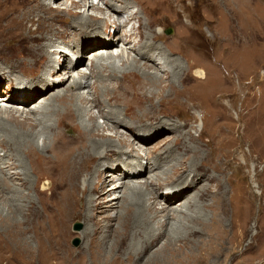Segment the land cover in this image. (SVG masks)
Segmentation results:
<instances>
[{
	"label": "rangeland",
	"instance_id": "rangeland-1",
	"mask_svg": "<svg viewBox=\"0 0 264 264\" xmlns=\"http://www.w3.org/2000/svg\"><path fill=\"white\" fill-rule=\"evenodd\" d=\"M25 1L23 3V0H0V16L3 10L6 11L8 8L16 9V6L25 8V6H28V4H26L28 0ZM64 1L66 0H60L59 3L62 4V2ZM92 1H94L95 4L99 2V0ZM133 1L135 4H139L137 0ZM152 1L153 0H151V2ZM229 1L230 0H154L152 3H149V0H139V6L143 8L141 10L142 16H144L143 20L147 21L148 24L147 28H141L142 33L144 34L145 32V34H147V31L150 32L152 34V37L155 36V41H157L161 46L165 48L167 47L168 51H170V54L172 55V59H174V65L179 60V63H183L186 66V68H184L182 78L179 82L178 79H175L173 76H171V74L170 76H167L165 74L167 70H160L159 72H157L156 69L161 68L162 66H160L159 63L154 64L153 61H149L148 57L146 58V60H142V63L140 64L144 69L156 72L159 75L163 76V84H169V78L170 80L177 81V84H172L173 87H168V85L166 86V89H172L171 91L167 90L165 93H163L164 95L161 92L160 94L157 93L155 102L157 103L158 107L162 109L161 112H163V110L164 112L158 113V116H154L149 119H146L145 116H142L145 114L141 112L140 108H138L135 103V101L137 100V94L129 93L128 96H126L127 100H124V98L122 97V99L119 94H115V92H113L112 88H117V83L116 79H111V72L109 73L107 78L102 79L103 81H101L102 84L108 83L107 85L109 86L105 89H101L99 94L101 101L104 100L106 102L107 100L108 104L113 106L118 104L120 106V109H122L121 113L126 110L125 116L127 117V119L133 118V120H135L136 122L138 121L137 123H139L141 126H153V129H151L149 133L146 134L147 139L143 138L144 141H136V143H133L136 152L140 154V156H134L132 155V152L125 151L127 150L125 145L122 147H118V150L120 151L116 152V154H118V157H120V163L132 159V157H139L144 165V167H142L141 169H143L144 171L147 167L146 172H142L137 176L132 175L130 176V179H126L125 181L127 182L129 180L132 184L143 185L145 182L151 183L152 180H156V178L159 179L158 182L156 180L153 187L150 185L149 189L153 194L156 195V207L157 209L161 210L162 207L169 205V203H167V196L169 194H167V186H164V188L161 190L159 188L161 187L164 180L169 177V173L173 172V170H171L172 163L174 164L178 158L185 157L184 162H182L177 168V172H179V170H181V166L187 167L189 166V163H191V161L195 160L194 162H199L201 160L200 162H202V164L199 165L198 169V172L202 174L201 184H209V189L212 192L217 191V189H221L224 194V198L226 199V203H228L225 207L226 209H229V213H227L226 220L223 223V229L221 228V230H223V232H221V235H208L207 233H204L203 235H186V229L189 224L188 215H191L190 219L199 217L203 220L209 221L216 214L220 213V205L217 204L212 192L211 194L209 193L208 196L205 195L201 198L200 196L194 198L198 191L196 186L185 197H183L180 202L174 201L169 205L170 211L168 213V216L166 215L165 217L158 218V220L161 219L160 222L161 224L163 223V226H156V231L152 232L149 235H145L147 225L142 223L135 226L133 230L130 229L131 227H129V233L126 232V236H119L118 233L122 229L117 218V212H119L120 210L119 206L116 210L106 209L107 207L105 206L109 203V200L107 199L114 195L110 192L108 196L106 192L109 191L115 184H120L122 179L121 175L118 174V172H120L119 170H113L112 167L103 166L96 170V174L93 175V182L97 183L96 185L98 187L97 190H94L93 192L86 191V188L83 184L74 187V189H76L78 192H76V190H74L72 187H67V189L66 187H55L57 188L55 189L53 188L54 186L51 185L49 186V188L39 190V184L41 185V182L45 180L44 176H41V179L38 180L40 183L37 187H35L36 189L32 187L30 188H32V190L35 192L34 194L36 195H46L44 198L40 197L42 198V200H40L39 198V202L36 201L34 202V204L26 206L24 208L26 209L24 210V213L21 212L20 216H18L23 220L21 225L22 229L27 228L26 233L28 234L25 233V235H20L19 237L21 239L18 236L17 238L15 237V241L12 243L13 245L11 248H6V244H3L5 239L8 238L9 231L7 229L8 226L6 227L4 224L5 222L1 219L2 215H0V264H29L28 261L25 262L27 258L26 255H28L29 253H34V255L36 256V261L30 262V264H97L95 263L96 259H100L103 264L109 263L110 261H112V259L117 260V264H145L147 259L158 250H161L162 253H160V251L158 255H154V260L150 264H264V153L259 150L262 146L260 144H255L254 142V129L251 125V123L253 125L257 124V117L256 119L254 118L256 116L255 111L258 110V107L264 106V104H261V97L264 96V16L261 15V12L264 10V0H245V3H243L244 0ZM154 2L157 5L153 4ZM148 3L150 4V8L152 6V10H149ZM97 6H104L103 1H100L99 5L97 4ZM158 6H160L161 8ZM246 6L250 7V10L252 12L246 9ZM135 8L136 7L132 9ZM82 10H85L86 14H99L98 10L93 9L92 7H83ZM219 10H222L221 12L224 14L223 19H221L222 14ZM133 11L134 10H132V12ZM245 12H247L248 14L246 13V15H244ZM230 13H232L231 17ZM64 16H62L64 19L57 16L56 18H54V21H52V17L47 18V16L46 18H44L45 20H42L43 23L41 22L42 28H40L34 34H43V32L46 31V25H48V23L53 24L57 28L59 27V29H67L73 17L71 15H67L65 17ZM150 16L152 18H150ZM260 17H262V22L258 19ZM141 19L139 17L134 20L132 19V23L129 24L128 27H121L117 32H114L115 27L111 25L105 26L102 24L100 25V27H96L92 24L86 25L85 28L88 29V31H100V33L105 35H121L125 28L126 30L127 28L130 29L131 27L136 28L141 23ZM6 20L7 18H4L3 22L2 19H0V24H2L0 26V78H2L4 74L6 75L5 77L3 76V78L0 80V95L6 94L8 88L10 90L13 89L14 86H20L24 83L37 81L41 74L45 73V71L49 68L47 67V65L45 66L40 64L39 60L37 59L36 63L34 64L36 67L31 66L30 70H28L26 66H19V68L15 66V64L12 62L13 59H16L20 56L26 57L32 55L31 52L33 51L29 47L30 41L27 38L26 34V32L30 31L32 28L30 26V22L21 25L22 23L17 22L20 21L19 19H16V21L8 20L7 22ZM123 21L126 24L127 21L122 20V22ZM248 21L250 24L248 23ZM251 21H253L254 23ZM14 22H17V24H19V27H15ZM242 22H244L245 24ZM59 23L60 25H58ZM161 25L165 29L164 35L160 34L161 32H159ZM169 28H172L171 33H167V30ZM220 28L222 32L220 31ZM225 28L226 31L224 30ZM230 28H232V30ZM217 31L221 34H219ZM77 33V31L75 33L70 32L67 35L68 37H70V35L73 37ZM187 33L192 34V36H190V34L188 35ZM231 35L233 36L231 37ZM246 36H248L249 38ZM175 37L176 39H178L176 40ZM123 38H125V36H123L119 41L118 36L116 37V44H118V47L114 48L115 50L113 51V54L116 55V53L123 51L125 55L111 60L104 58L100 61H113V63H115L118 68L122 66L120 69H126V71H130V69H128L129 64L134 62L133 58L137 53L136 51H133L132 48H129V46H132L131 42L123 43ZM160 39L165 40L166 43H168V46L164 45V43H162ZM23 40L25 42H23ZM181 40L183 42H181ZM173 42H175L177 46L176 48L175 46H172ZM229 43L231 44V46ZM187 44L189 46H187ZM115 46L117 45H114L113 47ZM98 47L101 46H96L93 49L87 51V53L85 54L86 57L79 60L80 64L78 65V67L81 68L83 66L86 69V67H88L91 63V60L94 56V54L91 53H93V51L97 49H100ZM82 49H84V46H82ZM240 49L243 50L240 51ZM172 50H174V52ZM184 50H189L188 56L186 55L188 59H185L186 57L183 59L181 56L184 55ZM100 51L101 50H97L98 53ZM234 51L238 53L236 54ZM8 54L10 55L8 56ZM13 54H15L16 56ZM154 56L158 60L156 61L159 62L160 56ZM59 57L60 56H58V54H54L55 62H53L54 67L51 69L55 70V75L57 77H67L69 75L68 65H62L63 58L59 59ZM8 58H10V60ZM65 59L67 60L66 57ZM200 60L203 61L201 62ZM144 61H147L152 65L148 66ZM48 65H50V61L48 62ZM12 67L14 68L15 73L9 72V74H7L8 70H10L9 68ZM196 69L199 70L196 71ZM200 70H202L205 74L202 77L200 76L201 78H199V76L197 75V72H199ZM93 71H96V69H93ZM74 73L76 72L74 71ZM191 78L195 80L193 81ZM202 78L205 79L203 80ZM190 79L192 81H190ZM206 79H208V81ZM201 80L203 81L200 82ZM8 82L14 84L12 85L13 87L9 86L7 88ZM94 82H96V79H92L90 82V86L81 89V92L90 95L91 91H93V88L91 86ZM199 82L201 85H199ZM196 83H198V85ZM241 85L242 87H240ZM61 87L65 88L66 83ZM34 90V92H30V90H27L26 92L22 93L21 96L29 97L33 93H36V89ZM57 90L58 89H56V91ZM250 91H252V93ZM197 92L200 94H198ZM10 93L13 92L11 91ZM117 93H119V91H117ZM196 93L198 95H196ZM102 96H104L105 99ZM192 97L195 98V100ZM200 98H203V102ZM242 98H244L245 100ZM45 99L46 98H42L39 100V102L45 101ZM162 100L163 104H160V101ZM164 103L167 104V106ZM36 104H38V102ZM36 104H33L32 101L28 104L29 107H26L32 108L33 105ZM90 113L96 114L98 116V123L105 125V119L99 116L98 107H90ZM202 117H204L205 119L206 126L203 125ZM170 119L173 121H179L183 124L184 128H182L180 131L181 133H185L186 137H184V135H181L179 137L178 135L180 134V131H176L173 128L170 129V127H172V125L170 124L172 123V121ZM161 123L164 128H169V131H162L161 129H159L157 126H160ZM68 129L65 127L63 129L59 125H57L58 131L56 130L52 133L53 136L51 135V138L55 137V139L58 140H56L54 144L55 148L53 146V150H61L67 148V146L61 149L57 148L62 147L63 145H68V148L77 145V142L75 140V138L77 137V132L74 133V136H69L67 131ZM60 130L61 132H59ZM119 130H121V132L123 133L125 132L124 135L126 136V138L133 140L132 132L129 129L120 128ZM105 132L108 134L115 133L114 130L111 129H105ZM133 132H135L134 129ZM154 132L156 133V135H153ZM58 133L60 134L57 135ZM188 135H191V137L194 138V140L190 144L193 147L192 151L184 150V148L187 149V147H189L186 144ZM261 136L262 139H264L263 134ZM113 137L118 139V137L116 136ZM65 138L66 140L63 141L62 139ZM59 141H62V144L60 143V146ZM40 142H43V138L40 139ZM69 143H71L72 145ZM166 144H176L175 146L178 147V151H174L173 155H175L176 153L177 154L174 157H172V155L170 157L171 161L168 160L164 167L157 168L154 171L150 170L152 169L151 164H148L149 159L148 156H145V153L149 150H151V152L153 153H155L156 151L158 152L163 147H165ZM183 144L186 146H184ZM198 148H201L200 150L203 153L201 155L195 156V150ZM48 154H53L52 150ZM164 169H168V171L162 174L161 172ZM109 172H115L118 175H107V173ZM190 172L191 171H187L185 175L190 176ZM45 175L52 176L56 179V182H59L57 176L54 177L55 175L52 174ZM211 175L215 177V181L212 180L209 182L208 176ZM32 178L33 180L37 179L36 174H33ZM83 178L86 177H84V175H78L76 180L78 181L81 179L83 181ZM170 178L171 176L169 177V179ZM14 181L16 182L15 179ZM17 182L19 183V181ZM159 182L162 183L159 185ZM218 184H220L221 187L218 186ZM126 187L127 185L125 183L118 189L116 195L120 196L119 201L121 200L122 195H124V193L127 191ZM30 188L28 190H30ZM70 188L73 189V193ZM49 189H51L52 191ZM67 192L69 195L67 194ZM89 193L92 200H96L99 197L101 205L91 206L92 208L89 206L87 209H85V198ZM11 194L12 192L9 191L0 194V214H7L9 205L4 202L3 199L7 196H11ZM59 195H61V198H59ZM56 198L58 199V202H56ZM190 198L194 202V206L192 210L188 212V214L183 215V217H180V219L179 214L181 213L171 211V209H180V205L182 203H185L186 201H189ZM43 199H46L45 202L43 201ZM74 200H76L77 204ZM63 201H65L66 203H64ZM72 203L75 205H73ZM72 205L75 207L77 205V212L81 211L79 212L80 214H75L73 216V219L71 214L76 213V211L75 207H73ZM10 206L14 207L13 205ZM30 207L33 208L30 209ZM60 210H62V213ZM83 210L86 212H84ZM69 211L73 212L70 213ZM164 213L165 212L160 214ZM34 214H36V216H34ZM63 214L68 217H66L65 215L63 216ZM67 214H69L70 216ZM178 221H180V223ZM62 223H64L65 225ZM79 223L81 224V226L78 228ZM90 223H95V225L92 224L93 226L89 229L88 235H84L83 230ZM173 223H177L176 225H178L176 235L172 232L173 227L176 226ZM39 228H45L46 231L39 235ZM146 244L149 245L148 250L146 252H141V249H144V246ZM2 245L5 247L3 248ZM249 246L250 248H252V250H250ZM12 248L14 251L12 250ZM137 250L140 251L139 253L141 255L136 254ZM13 255H16L17 258H15ZM106 260L108 262H106Z\"/></svg>",
	"mask_w": 264,
	"mask_h": 264
},
{
	"label": "bare ground",
	"instance_id": "bare-ground-1",
	"mask_svg": "<svg viewBox=\"0 0 264 264\" xmlns=\"http://www.w3.org/2000/svg\"><path fill=\"white\" fill-rule=\"evenodd\" d=\"M24 1L25 0H23V3H24ZM28 1L26 3V4H28V6H25V8L24 7L20 8L19 6H16L17 7L16 9L15 8H13V9L8 8L6 11L3 10V12L1 13V16H0L1 17L0 19H2V21L4 20V18H7L6 22L8 20L16 21V19H19L20 21H17V22L22 23L21 25L28 23V22L31 23L30 26L32 29L30 28L31 30L27 31L26 34H27V38L30 41L29 47L33 51V52H31L32 55L26 56V57H21V56L17 57L16 59H13L12 62L15 64V66L17 68H19V66H26L28 68V70H30L31 66H35L34 64L36 63V59H37V60H39L40 64L45 65V66L47 65V67H49V68L45 71V73L41 74V76L38 78L37 81L24 83L20 86H14L15 88L12 86L14 84H11L10 82H8L7 88L9 86L13 87V89H10L13 93H10L11 91L8 88L6 91V94L0 95V194H3L4 192H8V191L12 192L11 196H7L6 198L3 199V201L9 205V208L7 210V214H3V213L0 214V215H2L1 216L2 221L5 222L4 224L6 227L8 226L7 229L9 231L8 232L9 233L8 238L5 239V241L3 243V244H6V248H11L13 245L12 243L15 241L14 240L15 237L17 238V236L19 237L20 235L21 236L25 235V233L27 231V228L22 229L21 225H22L23 220L18 217V216H20L21 212L24 213V210H26L24 208L26 206H29L30 204H34V202H36V201L39 202L46 195V194L45 195H41V194L36 195V194H34L35 192L32 190V188L37 187L38 184L40 183L38 180L41 179V176H44L45 180L41 182V185L39 184V190L49 188L50 185L54 186L53 188H55V187H66V189H67V187H72L74 189L75 186L77 187L78 185L83 184L86 188V191L93 192L94 190H97V188H98L96 185L97 183L93 182L94 181L93 175L96 174V172H97L96 170H98L99 168H101L103 166H109V167H112L113 170H119L120 172H118V174L121 175L122 181L120 182V184L118 183V184H115L114 186H112V188L106 192L108 194V196H109L110 192H111V194H114V195H112L111 197H109V199H107V200H109V203L105 206V207H107L106 209H110V210H116L117 207L119 206L120 210H119V212H117L118 213L117 218H118L119 223H120L119 225H121V227H122L121 231L118 233L119 236L120 235L126 236L127 233H129L128 232L129 227H131L130 229L133 230L135 228V226H137L138 224H142V223L147 225V230L145 231V235H149L152 232L156 231V228H155L156 226H160V227L163 226L162 225L163 223L161 224V222H160L161 219L158 220V218L165 217L166 215L168 216V213L170 211L169 205L172 204L174 201L180 202V200L183 197H185L196 186H197L198 191H197V194L195 195L194 198H197L198 196H200V198H201V197H204L205 195L208 196L209 193L211 194L212 191L209 189V186H208L209 184H201L202 174H200V172H198L199 165L202 164V162H200L201 160L199 162H194L195 160H193V161H191V163H189V166H187V167L181 166V170L178 169L179 172H177L178 166L182 162H184L185 157L178 158L174 164L172 163L171 170H173V172L169 173L170 174L169 177L171 176L170 179H169V177H167L166 180L163 179L164 180L163 183L159 182V185L162 183V185L159 189L161 190L164 188V186L165 187L167 186V189H168L167 194H169L167 196V201H168L167 203H169V205L162 207L161 210L157 209V207H156V195L153 194L149 189L150 185L153 187L156 180L158 182L159 179L156 178V180L155 179L152 180L151 183L145 182L143 185L132 184L129 180L127 182L125 181L126 179H130L131 178L130 176H132V175L137 176V175H140L142 172H146L147 167L144 171H143V169H141L142 167H144V165H143V163L139 157H132V159H129L126 162L120 163V161H121L120 157H118V154H116V152L120 151V150H118V147H122L125 145L127 148V150H125V151L132 152V155H134V156H140V154H138L136 152V149H135V146L133 145V143L134 142L136 143V141H140V142L144 141L143 138H146V134L149 133V131L151 129H153L152 128L153 126H141L139 123H137L138 121L136 122L135 120H133V118L127 119V117L125 116L126 110L123 113H121L122 109H120V106L118 104L113 106V105H109L107 100H106V102L103 99H102L103 101H101V98L99 96L100 90L105 89L109 86V85H107L108 84L107 82H106L107 84H102L101 83V81H103L102 79L107 78L109 73L111 72V75H110L111 79H116V83H117L116 84L117 88H112V90H113V92H115V94H119L121 98L123 97L124 100L126 99V96H128L129 93L137 94L136 95L137 100L135 101V103L138 106V108H140L141 112L143 114H145L142 116H145L146 119L147 118L149 119L151 117L158 116L157 115L158 113L164 112V110H163V112H161L162 109H160V107H158L157 103L155 102V97H156L157 93L160 94V92H161L163 94L167 90L171 91L172 89H166V86L168 85V87H173L172 84H174V83L177 84V81L170 80V78H169L170 83L169 84L166 83L167 85L163 84V82H164L163 76L159 75L156 72H152L150 70L144 69L143 66L140 64V63H142V60H146V58L148 57L149 61H153L154 64L159 63L160 66H162L163 68L162 67L157 68L156 69L157 72H159L160 70H162V71L167 70V72H165V74L167 76H170V74H171V76H173L175 79H178L179 82H180V79L182 78V74L184 73V68H186V66L183 63H179L178 59H177L178 62L177 63L174 62L175 63V65H174L173 64L174 59H172V57H171L172 55L170 54V51H168L167 47L165 48V47L161 46L157 41H155V36L152 37V34L150 32L147 31V34H145V32H144L145 35L142 33L141 28H147L148 24H147V21L143 20L144 16H142V12H141V10L143 8H141L139 6L140 5L139 0H137V2L139 4H137V3L135 4L133 0H99V2H97L96 4L92 0H66V1L62 2V4L59 3L60 0H28ZM100 1H103L104 6H97V4L99 5ZM155 1H157V0H155ZM150 2H151V0H149V3ZM243 3H245V0L243 1ZM153 4H156V3L154 2ZM148 6H149L148 8L150 10L152 8V6H151V8H150V4ZM163 6H162V9H163ZM83 7H89V8L92 7L93 9L98 10L99 14H97V15L86 14V11L82 10ZM134 7H136V8L132 9ZM158 7H160V6H158ZM246 7H247L246 9L251 11L250 7H248V6H246ZM263 9H264V7H263ZM132 10H134V11L132 12ZM232 11H233V9H232ZM153 12H154V10H153ZM247 12H245L244 15H246ZM263 12H264V10L261 12V15L264 16ZM107 13H108V15H107ZM221 14H222L221 19H223L224 14L222 12H221ZM231 14L232 13H230V17H231ZM242 14H243V11H242ZM64 15L65 16L71 15L73 17V19H71V21H70L69 27L67 26L68 27L67 29H59V27L57 28L53 24L48 23V25H46V31L43 32V34L42 33H40L39 35L34 34L36 31H38L40 28H42L41 27L42 23H43L42 20H45L44 18H46L47 16H48L47 18L52 17L53 18L52 21H54V18H56L57 16L62 17ZM228 16H226V17H228ZM137 17H139L140 19L142 18L141 23L139 22L140 24L136 28L131 27L130 29L127 28V30L125 28V30H123L121 35L120 34L119 35L118 34L117 35H110V34L105 35V34L100 33V31H88V29L85 28L86 25H92L93 24L96 27H100V25L103 24L105 26L111 25V26L115 27L114 32H117L121 27H125V26L128 27L129 24L132 23V19L134 20ZM150 18H152V17L150 16ZM261 18L262 17H260L258 19L262 22ZM122 20L127 21L126 24L124 23V21L122 22ZM218 20H219V18H218ZM138 21H140V20H138ZM229 21H231V20H229ZM246 21H247V19H246ZM17 22H14L15 27H19V24H17ZM244 22H242V23H244ZM251 22H253V21H251ZM248 23H249V21H248ZM229 24H230V22H229ZM1 25L2 24H0V26ZM58 25H60V23ZM141 26H143V27H141ZM238 26H239V24H238ZM233 27H235V26H233ZM221 28H220V31H221ZM179 29H181V28H179ZM230 29L232 30V28H230ZM238 29H240V28H238ZM159 30H160L159 32H161L160 34L164 35L165 29H164V27H162V25H161ZM224 30L226 31V28ZM76 31L78 33L75 36L72 37L70 35V37H68V35H67L68 33H70V32L75 33ZM190 31H191V29H190ZM176 33H177V31H176ZM187 34L189 35L190 33H187ZM219 34H221V33H219ZM226 34H228V33H226ZM143 35H144V37H143ZM117 36H118L119 41L122 39L123 36H125V38H123V43L131 42L132 46H129V48H132V50L136 51V53H137L136 56L133 58L134 62L129 64L128 69H130V71L129 70L126 71V69L122 70V69H120L122 66L120 68H118L117 65L115 63H113V61H110L111 59H116L117 57L119 58V57H122L123 55H125V53L123 51L116 53V55L113 54V51L115 50L114 48L118 47V44H116V37ZM190 36H192V34H190ZM232 36L233 35H231V37ZM248 36H246V37H248ZM175 39H176V37H175ZM242 39H243V37H242ZM160 40L162 43H164V45L168 46V43H166L165 40H163V39H160ZM23 42H25V41L23 40ZM181 42H183V41L181 40ZM0 43H1V41H0ZM229 44H227V45H229ZM3 45H5V44H3ZM114 45H117V46L113 47ZM82 46H84V49H82ZM96 46H101V47H98L100 49H97V50H101V51L98 53L97 50H95V51H93V53H91V54H94V56L92 55L93 58L91 60V63L89 64V66L86 67V69L83 66L81 68L78 67V65L80 64L79 60L81 58L86 57L85 54L87 53V51H89L90 49H93ZM172 46H175V48L177 47L175 42H173ZM187 46H189V45L187 44ZM225 46H226V44H225ZM230 46H231V44H230ZM235 46H236V44H235ZM34 47H35V49H34ZM184 47H185V45H184ZM245 48H247V47H245ZM178 49H179V47H178ZM26 50H28V49H26ZM241 50H243V49H240V51ZM172 51L174 52V50H172ZM215 51H216V49H215ZM94 52H96V53H94ZM188 52H189V50L188 51L186 50L184 52V55L180 54L183 59L186 57V55L188 56ZM192 52H193V50H192ZM54 54H58V56H60L59 59L63 58V61H62L63 64L62 65H68L69 75L67 77L66 76L57 77L55 75V70L51 69L54 67V63H53V62H55L54 61ZM9 55L10 54H8V56ZM13 55H15V54H13ZM154 55L160 56L159 62H157L158 60L155 58ZM189 55H191V54H189ZM64 56L67 58V60L65 59ZM2 57H3V55H2ZM192 57H193V55H192ZM104 58L110 59V60L106 61V62L100 61L101 59H104ZM8 59L10 60V58H8ZM185 59H188V58L186 57ZM194 59H196V58H194ZM220 59H222V58H220ZM189 60H190V58H189ZM49 61H50V65H48ZM144 62H146L145 64H147L148 66L152 65L151 63H149L147 61H144ZM203 66H204V64H203ZM125 67H126V65H125ZM9 69L10 70H8L7 74H9V72L15 73L13 67L9 68ZM93 69H96V71H93ZM198 70L196 69V71H198ZM202 70L197 72L198 73L197 75L199 76V78H201L202 76L205 75ZM74 71L76 73H74ZM51 72H52V75H51ZM3 76L5 77L6 75L4 74ZM3 76H2V78H3ZM2 78H0V80ZM92 79H96V82H94L91 86L93 88V91H91L90 95H87L84 92H81V89L87 88L90 86V82ZM186 79H187V76H186ZM191 79H190V81L193 80V79L192 80ZM202 79L204 80L205 78H202ZM203 80H201L200 82H202ZM206 80L208 81V79H206ZM182 81H183V79H182ZM200 82H199V85H201ZM65 83H66V87L62 88L61 86L64 85ZM261 83H263V82H261ZM196 84L198 85V83H196ZM240 87H242V85ZM60 88H62V89H60ZM252 88H254V87H252ZM34 89H36V93H33L29 97L21 96V94L26 92L27 90H30V92H34L35 91ZM56 89H58V90L56 91ZM188 90H191V89H188ZM117 91H119V93H117ZM181 91H182V89H181ZM183 91H186V90H183ZM234 91H236V90H234ZM190 92H194V91H190ZM250 92L252 93V91H250ZM185 93H187V92H185ZM197 93H196V95L200 94V93H198V94ZM89 96H91V97H89ZM102 97H104V96H102ZM179 97H181V96H179ZM239 97H241V96H239ZM42 98H46L45 101L39 102V100ZM195 98H193V99L195 100ZM244 98H242V99H244ZM261 98H262L261 104H264V96ZM104 99H105V97H104ZM200 99L203 102V98H200ZM124 100H123V102H124ZM188 100H189V98H188ZM32 101H33V104H36L37 102H38V104L33 105L32 108H28L29 107L28 104ZM182 101H183V99H182ZM162 102H163V100L160 101V104H163ZM194 103H197V102H194ZM165 105L167 106V104H165ZM26 106H28V107H26ZM92 106L99 108V116L103 117L105 119V121H104L105 125L98 123V116L96 114L90 113V107H92ZM133 106H135V105H133ZM174 110H176V109H174ZM255 115L256 116L254 118L256 119V117H257V119H256L257 124L253 125L251 123L252 128L254 129V142H255V144H260L262 146L259 150L262 153H264V139H262V136H261L262 134L264 136V132H263L264 131V106L258 107V110L255 111ZM171 121H172V123H170V124L172 125V127H170V129L173 128L176 131H180L182 128H184L183 124L180 123L179 121H173V120H171ZM202 122H203V125L206 126V122H205L204 117H202ZM57 125H59L63 129H64V127L67 129L69 128L67 130L69 136H71V135L74 136V133L77 132V137L75 138V140L77 142L76 146L68 148V145H63L62 147H57V148L61 149V148H64L65 146H67V148H64L61 150H53V146L55 148L54 144H55L57 139H55V137H53V138H51V137L53 136L52 133L57 130ZM157 127L159 129H161L162 131L169 129V128H167V129L164 128V126H162V123L160 126H157ZM120 128L129 129L132 132L134 141L132 139L130 140L129 138H126V136L124 135L125 132L124 133L121 132V130H119ZM105 129L114 130L115 133L114 134H108L105 132ZM133 129L135 130V132H133ZM59 132H61V130ZM176 133H179V132H176ZM59 134L60 133H58L57 135H59ZM153 135H156V133L154 132ZM181 135H184V137H186V134L181 133V131H180V134L178 136L180 137ZM113 136L118 137V139L114 138ZM41 138H43L42 143L40 142ZM73 139H74V137H73ZM187 139L188 140H187L186 144L189 147H187V149L184 148V150L185 151H192L193 147L190 144L194 140V138L191 137V135H188ZM62 140L64 141V140H66V138L62 139ZM76 142H75V144H76ZM60 143L62 144V141H59V146H60ZM69 144H71V143H69ZM72 144H73V141H72ZM175 145L176 144H174V145L166 144L165 147H163L158 152L156 151L155 153L151 152V150L147 151L145 153V156H148V159H149L148 164L149 165L151 164L152 169H150V170L154 171L157 168L164 167V165L166 164V162L168 160L171 161L170 157L174 154V151H178L177 150L178 147ZM230 145H231V143H230ZM184 146H186V145H184ZM128 148H130V149H128ZM180 149H181V147H180ZM200 149L201 148H198L195 150L196 151L195 156L201 155L203 153ZM51 150H52L53 154L50 155L48 153ZM197 153H200V154H197ZM175 155H173L172 157H174ZM7 157L9 158V160ZM203 162H204V160H203ZM166 171H168V169H166V170L164 169L161 173L164 174V173H166ZM187 171H191L190 176L185 175ZM33 174H36L37 179L33 180V178H32ZM45 174L55 175L54 177L57 176V178L59 179L58 180L59 182H56V179L53 178L52 176H47ZM113 174H114V176H116L115 174H117V173H115V172L107 173V175H113ZM78 175H81V176L84 175V177H86V178H83L84 179L83 181L81 179L77 181L76 178L78 177ZM14 179L16 180V182L14 181ZM214 179H215V177L213 175L208 176L209 182L214 180ZM17 181H19V183ZM125 183L127 185V187H126L127 191L124 193V195H122L121 200L119 201L120 196L116 195V194L118 192V189L122 185H124ZM218 186H220V184H218ZM30 187H32V188H30ZM29 188H30V190H28ZM55 189H57V188H55ZM73 189H71V191ZM49 190H51V189H49ZM74 190H76V189H74ZM76 192H78V191L76 190ZM84 192H85V190H84ZM88 192H86V193H88ZM63 193H64V191H63ZM72 193H73V191H72ZM212 193H213V197L216 199L217 204L220 205V213L216 214L209 221L203 220L199 217L190 219L191 215H188L189 224H188L187 229H186V232H187L186 235H203L204 233H207L208 235L209 234L210 235H221V232H223V230H221V228L223 227V223L226 220L227 213H229V209H226V207H225L226 204H228V203H226V199L224 198V194H223L221 189H217V191L212 192ZM67 194H68V192H67ZM70 194H71V192H70ZM61 195H62V193H61ZM61 195H59L60 196L59 198H61ZM40 197H42V198H40ZM62 197H63V195H62ZM39 198H40V200H39ZM46 199H43V201L45 202ZM66 199H68V198H66ZM70 199H69V201H70ZM72 199H73V197H72ZM69 201H68V203H69ZM74 201L76 203V200H74ZM53 202H51V203H53ZM56 202H58V199ZM63 202L66 203L65 201H63ZM84 204H85V206H84L85 209H87L89 206L91 207V206H95V205H101V201L99 200V197L96 200H94V199L92 200V198L90 197V193H89L87 195V197L85 198ZM10 205H13L14 207H12ZM73 205H75V204H73ZM47 206H48V204H47ZM180 206H181L180 209H178V208L171 209V211H176V212L181 213V214H179L180 215L179 218L183 217V215L188 214V212L190 210H192V208L194 206V202L190 198L189 201L182 203ZM73 207H75V206H73ZM76 207H77V205H76ZM76 207H75V211H76ZM31 208H33V207H30V209ZM36 208H37V206H36ZM66 209H67V207H66ZM33 211H35V210H33ZM39 211H40V209H39ZM60 211L62 213V210H60ZM73 211H71V212H73ZM35 212H37V211H35ZM63 212H64V209H63ZM69 212H67V213H69ZM79 212H81V211H79ZM79 212L76 211V213L71 214L72 219H73V216L75 214L78 215ZM84 212H86V211H84ZM163 212H165V213L160 214ZM36 214H34V216H36ZM65 214H63V216ZM57 215H58V213H57ZM67 215H69V214H67ZM54 217H56V216H54ZM66 217H68V216H66ZM65 220H64V222H65ZM178 222L180 223V221H178ZM95 223H90L89 225H87L86 228H84V230H83L84 235H88L89 229L92 228V226L95 225ZM60 224H61V222H60ZM62 224H64V223H62ZM173 224L176 225L177 223H173ZM177 226L178 225L173 227V231L171 230L175 235L177 233ZM38 231H39V235H40L43 232H45L46 229L45 228H39ZM163 232H165V231H163ZM130 233H131V231H130ZM26 234H28V233H26ZM63 235H65V234H63ZM117 240H119V239H117ZM18 242H19V240H18ZM4 247L5 246H3V248ZM29 247H30V245H29ZM144 247H145L144 249L143 248L141 249V252H146L148 250L149 245L146 244ZM249 248H250V246H249ZM12 250H13V248H12ZM250 250H252V248H250ZM160 251L161 250L154 252L153 255L147 259L146 263L150 264L154 260V255H156V254L158 255ZM23 252H24V250H23ZM31 252H32V250H31ZM139 252L140 251L137 250L136 254H140ZM160 253H162V251ZM13 256L15 258H17L16 255H13ZM26 256L29 259H27L24 256L26 258L25 262L28 261L30 264V262L36 261V256L34 255V253L33 254L29 253ZM116 261L117 260L112 259V261H110L109 263H104V264H117ZM106 262H108V261L106 260ZM95 263L103 264V262H101L100 259H96Z\"/></svg>",
	"mask_w": 264,
	"mask_h": 264
},
{
	"label": "water",
	"instance_id": "water-1",
	"mask_svg": "<svg viewBox=\"0 0 264 264\" xmlns=\"http://www.w3.org/2000/svg\"><path fill=\"white\" fill-rule=\"evenodd\" d=\"M81 226V224L79 223V225H78V228ZM78 241V240H77Z\"/></svg>",
	"mask_w": 264,
	"mask_h": 264
}]
</instances>
